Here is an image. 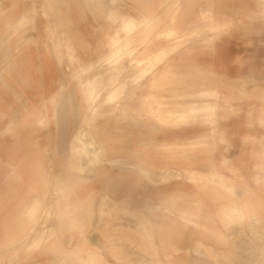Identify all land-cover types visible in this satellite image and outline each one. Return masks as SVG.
Instances as JSON below:
<instances>
[{"label":"rangeland","instance_id":"obj_1","mask_svg":"<svg viewBox=\"0 0 264 264\" xmlns=\"http://www.w3.org/2000/svg\"><path fill=\"white\" fill-rule=\"evenodd\" d=\"M164 1H172L165 11L134 16L133 0H0V83L7 77L14 94L38 93L37 83L25 81L15 64L32 68L44 52L59 69L55 110L77 95L69 104L82 112L85 101L76 146L82 157L74 156V162L103 182L90 217L92 239L99 241L76 255H102L107 264H264V136L253 154L225 148L230 145L221 113L229 106L227 112L237 114L230 104L243 101L241 85H231L229 96L221 79L213 88L199 86L205 75L186 56L231 24L222 27L210 14L180 23L185 0ZM206 33L212 37L203 41ZM160 69L166 70L159 75ZM150 74L155 81L147 86L142 79ZM261 92L256 116L264 128ZM143 123L153 130L149 149L135 144L116 156L119 163H106L97 147L98 127L110 137L124 130L129 137L119 143L131 146V131ZM184 128L192 132L181 133ZM79 146L89 153L83 155ZM116 173L130 175L123 184L136 186L131 198L117 194L118 181L108 192L112 200L104 198L107 179ZM55 200H45L31 217L26 240L38 245L6 253L49 249L44 244L59 237V216L46 207Z\"/></svg>","mask_w":264,"mask_h":264},{"label":"crops","instance_id":"obj_2","mask_svg":"<svg viewBox=\"0 0 264 264\" xmlns=\"http://www.w3.org/2000/svg\"><path fill=\"white\" fill-rule=\"evenodd\" d=\"M133 3L132 14L146 16L165 11L172 1L133 0ZM206 14L212 15L222 27H227V24L231 26L214 41L196 44L186 56L205 75L199 86L213 88L221 79L228 83L226 94L229 96L231 85L235 82L241 85L243 101L234 100L230 104L237 114L230 115L227 106L221 113L220 128L224 130V138L230 145V148L225 146L226 149H241L253 154L260 150L257 142L264 136V128L256 116V111H260L261 90L264 89V0H185L177 21L196 23ZM211 37V33H206L202 38L206 41ZM15 66L23 72L25 81L37 83L39 91L27 94L19 90L16 95L10 90L12 83L7 77L0 83V264H107L102 255L88 257L86 254H75L84 251V248L90 249L99 241L92 239L94 225L90 217L93 210L96 211L92 209V201L101 194L103 182L100 177L92 179L83 173L85 167H76L74 162V156L82 157L76 154V146L80 121L84 119L85 101L82 112L79 105L74 109L69 104L72 99L78 98L77 95L62 100L65 105L55 110L52 102L60 101L54 94L59 69L48 61L44 52L40 55L39 63L32 68H28L25 62ZM32 69L36 80L32 79ZM165 70L160 69L159 75ZM154 78L150 74L142 81L149 86L155 81ZM77 100L78 104L82 102ZM26 103L29 104L27 111L24 110ZM141 126L142 129L136 133L131 131V146L119 143V139L129 137L124 130L121 134L115 131V136L110 137L106 128L98 127L102 145L97 144V147L101 149L106 163H119L116 156L124 150L136 149L135 144L141 148L148 145L153 136L152 127L147 123ZM180 132L187 134L192 131L184 128ZM85 134L83 131L82 135ZM246 138L249 143L243 142ZM80 147L83 155L89 151L85 146ZM147 162L153 164L151 159ZM112 167L116 169L114 165ZM110 171L105 168L106 174L109 175ZM129 180L130 175L124 173L109 177L104 198L112 200L109 193L113 181L120 182L117 194L132 197L137 191L136 186L123 184ZM48 198L52 201L56 199L54 204L46 207L54 208L59 216L56 224V235L59 237L44 244L49 247L48 250L27 253L20 249L17 257V253L12 251L6 253V248L38 245L39 242L30 243L26 237L31 217L36 216L37 209Z\"/></svg>","mask_w":264,"mask_h":264},{"label":"bare ground","instance_id":"obj_3","mask_svg":"<svg viewBox=\"0 0 264 264\" xmlns=\"http://www.w3.org/2000/svg\"><path fill=\"white\" fill-rule=\"evenodd\" d=\"M127 21H129V20H127ZM132 21H133V20H132ZM129 22H130V21H129ZM125 23H126V21L124 22V24H125ZM130 23L132 24V22H130ZM130 23H129V24H130ZM133 23H135V22L133 21ZM124 24H122V27H123ZM135 24H136V23H135ZM135 24H133V25H135ZM124 26H126V24H125ZM128 26H129V25H127V28H128ZM130 26H131V25H130ZM133 27H134V26H133ZM127 28H126V29H127ZM130 28H131V27H130ZM123 29H125V28H123ZM132 29H133V28H131V30H132ZM125 31H126V30H125ZM128 31H130V29H128ZM159 55H160V54H159ZM140 69H141V68H140ZM151 80H152V79H151ZM190 110H191V109H190ZM198 110H199V109H198ZM192 111H193V110H192ZM199 111H200V110H199ZM178 112H179V111H178ZM194 112H196V111L194 110ZM175 113H176V112H175ZM184 113H185V112H184ZM192 114H193V113H192ZM180 115L183 116L184 114L181 113ZM30 232H31V231H30Z\"/></svg>","mask_w":264,"mask_h":264}]
</instances>
